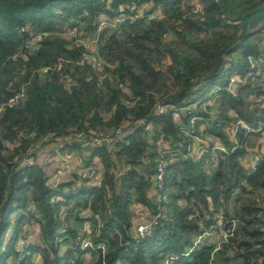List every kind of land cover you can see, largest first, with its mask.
<instances>
[{"label": "trees", "instance_id": "trees-1", "mask_svg": "<svg viewBox=\"0 0 264 264\" xmlns=\"http://www.w3.org/2000/svg\"><path fill=\"white\" fill-rule=\"evenodd\" d=\"M201 1L203 15L191 0H153L160 18L98 31L102 18L145 1L0 0V264H12L31 234L18 264H264V158L251 172L240 160L257 154L262 132L239 130L228 152L192 150L194 135L230 147L233 121H264V7L234 20L227 0ZM262 3L231 0L230 14ZM66 30L96 36L100 67L80 64L85 49ZM233 75L236 96L226 89ZM20 91L24 99L7 106ZM117 128L114 148L89 144ZM66 138L58 151L82 153L102 171L101 186L59 179L42 163L39 148L55 152ZM162 142L171 151L156 187ZM220 211L227 239L216 250L210 237L192 247ZM151 217L152 232L139 236L136 224ZM85 220L104 248L76 240Z\"/></svg>", "mask_w": 264, "mask_h": 264}, {"label": "built area", "instance_id": "built-area-1", "mask_svg": "<svg viewBox=\"0 0 264 264\" xmlns=\"http://www.w3.org/2000/svg\"><path fill=\"white\" fill-rule=\"evenodd\" d=\"M145 3L141 5V7L137 9H129L127 13H121L117 16L111 17V18H102L98 24V31L104 27H117L127 21L135 20L138 18H143L147 21L152 19H157L161 17V11L159 8H156L152 11L150 9L153 6V0H143ZM191 12L193 14L197 15H203L204 14V5L201 0H191ZM146 12V13H145ZM63 36L66 38H71L74 40L76 46H82L85 50L83 52V57L80 60V64H82L85 61H88L92 63L95 67H100L102 65L100 58L97 54V47H96V36H93L91 38H82L78 35V33L75 30H66L63 32ZM248 62L251 64L254 62L253 57L248 56L247 57ZM42 72H47L49 70L48 67H43ZM240 79L237 75H233L229 78V81L227 82L226 89L229 93H231L233 96L238 95V88L240 86ZM219 88L217 87L215 91H218ZM24 99V92L20 91L16 93L14 96H12L7 101V106H12L16 104L19 101H22ZM211 101H209L210 103ZM167 106L158 104L155 108L156 112H163L165 111ZM2 111V105H0V112ZM174 116H179L177 111H173ZM195 117H191L190 121L193 122ZM139 122H144L143 120H139ZM239 130H244L245 132H257L261 131L262 136L257 138L255 150L257 154H250L246 156H241L240 160L244 162L247 166V169L249 172L254 171L256 168V164L261 158H264V121L260 120L257 122V124L253 125L248 122H246L244 119L238 118L235 121L232 122L230 126L227 128V134L232 141V144L230 147L221 140H218L214 138L211 135H194V140L198 143V146H193L192 148L193 152L196 155V158H200L204 152L207 151H220V152H228L229 149L235 148L237 145V139L236 135L239 132ZM182 131L187 135H192L191 130L187 127H182ZM121 132L120 128L111 130L109 132H99L94 137H92L89 141L90 145H100L105 144L110 148H114L116 145L119 134ZM70 138H66V140H58L57 148L54 149L55 152H49V148L47 145H44L39 148L38 152L40 155V159L42 160V163L44 165H49L52 170L56 173L57 178L63 179V180H72L74 176H76V181H82L85 179H88L90 183L101 186L103 182V173L100 169H98L95 165H88L85 160L82 153L78 151H58V149L63 147V144L65 141H69ZM171 151L169 146L162 142L158 148V152L155 158V173H154V182L156 187L162 186L163 176H164V168L166 164V155ZM42 152V154H40ZM54 158V161L51 159ZM248 159V162H245V160ZM28 163H32V160L27 159ZM75 182L70 184V187H74ZM217 220V227L218 231H216L214 228L216 227H209L200 234L196 236V238L193 241L192 247L200 246L204 243L205 239L207 237L213 238L215 240V247L213 250H216L220 247L221 243L227 239V232L225 229L222 228V220H223V214L220 212H217L215 215ZM97 217V216H96ZM155 217H151L148 220H140L136 224V233L139 236H145L152 232L153 229V223L155 222ZM92 226L91 223L88 220H85L82 225L80 226V230L76 235V240L80 241L82 248L87 247H100L104 248L103 244H97L94 245L91 239V235L93 233L91 232ZM35 237V234H31L24 240H19V253L16 259L12 262V264H18V262L22 258V251L21 246H23L25 241H32Z\"/></svg>", "mask_w": 264, "mask_h": 264}, {"label": "water", "instance_id": "water-1", "mask_svg": "<svg viewBox=\"0 0 264 264\" xmlns=\"http://www.w3.org/2000/svg\"><path fill=\"white\" fill-rule=\"evenodd\" d=\"M263 7H264V3H262L260 6L254 8V9H250V10H248V11L242 13V14L239 15V16H231V14H230V11H231V0H227L226 14H227L228 17H230V18H232V19H234V20H237V19H240V18H244L246 15L250 14L251 12H253V11H257V10L263 8Z\"/></svg>", "mask_w": 264, "mask_h": 264}, {"label": "crops", "instance_id": "crops-1", "mask_svg": "<svg viewBox=\"0 0 264 264\" xmlns=\"http://www.w3.org/2000/svg\"><path fill=\"white\" fill-rule=\"evenodd\" d=\"M141 212V215L143 214V216H145L146 215V212L145 211H140Z\"/></svg>", "mask_w": 264, "mask_h": 264}, {"label": "rangeland", "instance_id": "rangeland-1", "mask_svg": "<svg viewBox=\"0 0 264 264\" xmlns=\"http://www.w3.org/2000/svg\"><path fill=\"white\" fill-rule=\"evenodd\" d=\"M54 158L55 157H53L51 160L54 161ZM94 160H99V159H98V157H95Z\"/></svg>", "mask_w": 264, "mask_h": 264}]
</instances>
